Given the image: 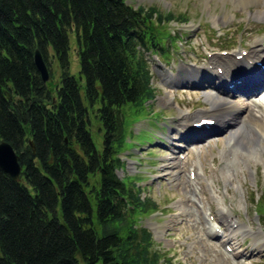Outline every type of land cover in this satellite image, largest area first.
I'll return each mask as SVG.
<instances>
[{"label": "trees", "instance_id": "1", "mask_svg": "<svg viewBox=\"0 0 264 264\" xmlns=\"http://www.w3.org/2000/svg\"><path fill=\"white\" fill-rule=\"evenodd\" d=\"M170 20L125 0H0V140L20 165L18 181L0 170V264H157L135 222L156 207L115 172L129 120L154 98L147 55L166 57ZM34 49L50 78L56 64L53 86L41 82Z\"/></svg>", "mask_w": 264, "mask_h": 264}, {"label": "rangeland", "instance_id": "2", "mask_svg": "<svg viewBox=\"0 0 264 264\" xmlns=\"http://www.w3.org/2000/svg\"><path fill=\"white\" fill-rule=\"evenodd\" d=\"M125 1L133 8L152 7L172 17L161 24L163 35L166 32L172 37L162 40L168 50L166 57L147 55L154 98L145 102L140 116L129 120L130 135L120 155L123 165L115 172L124 181H134L140 197L156 207L137 215L135 222L151 234V248L159 254L157 264H264V152L255 156L238 145L236 152L242 159L235 160L236 166H232L234 160L228 162L232 153L227 152L231 136L227 129L201 141L195 150L166 146L171 142L170 132L178 135L181 124L186 121L189 127L209 106L205 99V94L211 92L209 83L192 82L199 74L188 69L204 67L208 74L210 57L228 58L232 52L252 49L264 36V19H254L250 12L262 10V6L242 8L234 0ZM67 56L69 72L76 76L73 30L68 32ZM211 66L215 69L214 64ZM51 75L48 83L53 86L58 76L54 61ZM233 95L241 96L237 92ZM244 99L230 100L241 103ZM248 105L249 110H257L252 108L254 103ZM240 116L246 130L254 125L248 111H241ZM98 125L90 119L91 138L97 149ZM172 141L174 145L181 143L176 138ZM182 149L187 151L183 158L177 156ZM224 165L233 168L230 178ZM188 171L193 172V178ZM225 213L232 217L233 227L221 215ZM214 230L224 239L232 232L233 240L225 243L232 253L225 252L220 239L208 236V231L215 235ZM254 233L260 237L254 238ZM240 244L242 249H237ZM238 251L239 255H233Z\"/></svg>", "mask_w": 264, "mask_h": 264}, {"label": "bare ground", "instance_id": "3", "mask_svg": "<svg viewBox=\"0 0 264 264\" xmlns=\"http://www.w3.org/2000/svg\"><path fill=\"white\" fill-rule=\"evenodd\" d=\"M234 1L236 3H240L242 8H248L250 6L258 8L260 4L262 6V10L250 12V17L252 16L254 19H264V0ZM243 53L244 52L242 51H235L229 54L228 58H220V56L210 57L209 61L207 62L209 69L208 74L204 73V67H195L192 70L188 69V71L191 73L199 74V78L192 82H208L211 87V92L205 94V99L209 104L208 108L205 109V114L198 115L197 118L191 122H197L200 118H210L213 120L214 124H200L197 128H192L189 126L190 131H188V122L185 121V123L181 124L177 129L178 135H175L176 133L172 132V136H169L171 142L167 140L168 143L166 146L168 148H170V145L174 149L178 147V144L174 145L172 141L173 138H177L179 136L178 139L186 143L195 142L196 140L200 139V137L210 133V129L214 125L213 127L215 128V131H217L218 128L222 130L227 129L231 134L228 140L227 152L230 150L232 153V158L228 160V162H232L234 160L232 166H236L235 162L237 161L235 160L242 159V157H239L236 152L238 145L242 146L245 150L249 151L255 156L264 152V101L262 103L254 101V104L256 103L255 106L258 108V110L252 111L249 110V105L247 102H245V99L241 103L230 100L231 95L236 92L240 93L241 95L248 96L251 93L264 89V36L258 39L252 49L246 51L245 55ZM211 64L215 65V69L211 66ZM252 108L255 107L253 106ZM241 111H248L250 116L253 117V120L255 121V123L253 122V126L249 124L251 128H248V130L245 128V122L241 121ZM182 118H184V120L186 119L183 116ZM257 128L262 130L260 131V129ZM251 144L252 146H250ZM224 168L227 169V174L230 178L233 168L231 169L227 165H224ZM221 215L225 217L227 223H230V227H233L234 223L231 220L232 217L230 218L229 214L226 213ZM231 233L232 232H230V234L225 237L224 240L227 241L226 243H229L233 240V235ZM254 235L256 234L254 233ZM208 236L217 237V234L214 235L208 231ZM257 237L260 236L256 235L254 238ZM255 242L256 239L253 240V243ZM242 247V244H240L237 246V249H242ZM219 253L222 256L225 255L227 257V254H223L222 252ZM240 253L241 252L238 251L233 255H239Z\"/></svg>", "mask_w": 264, "mask_h": 264}, {"label": "water", "instance_id": "4", "mask_svg": "<svg viewBox=\"0 0 264 264\" xmlns=\"http://www.w3.org/2000/svg\"><path fill=\"white\" fill-rule=\"evenodd\" d=\"M32 60L41 82L46 83L49 80V73L37 49L33 50ZM7 97L9 98L8 95ZM28 144L33 150L31 141ZM0 170L6 173L12 180H19L20 165L18 163V156L11 145L3 140H0Z\"/></svg>", "mask_w": 264, "mask_h": 264}]
</instances>
